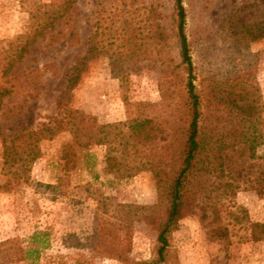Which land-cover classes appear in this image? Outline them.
I'll return each mask as SVG.
<instances>
[{
    "label": "rangeland",
    "instance_id": "obj_1",
    "mask_svg": "<svg viewBox=\"0 0 264 264\" xmlns=\"http://www.w3.org/2000/svg\"><path fill=\"white\" fill-rule=\"evenodd\" d=\"M65 1L0 0V67L17 36L37 30L21 61L7 75L0 70V83L12 89L1 111L13 112L0 128L7 138L25 126L39 128L57 117L61 100L92 114L104 140L78 146L62 125L39 141L40 156L28 167L11 170L3 168L0 141V242L41 247L37 260L11 264L150 260L157 230L119 204L155 205L160 215L166 206L151 167L176 168L175 149L165 145L185 111L175 3L69 0V24L46 26L44 11ZM182 3L200 125L212 135L213 150L204 151L191 177L194 212L171 232L167 264H264V232L256 239L259 231L252 230L254 222L264 223V0ZM126 21L131 28L123 30ZM72 65L83 68L67 89ZM146 120L155 128L150 138L127 141L131 124ZM102 226L106 234L98 238Z\"/></svg>",
    "mask_w": 264,
    "mask_h": 264
},
{
    "label": "trees",
    "instance_id": "obj_2",
    "mask_svg": "<svg viewBox=\"0 0 264 264\" xmlns=\"http://www.w3.org/2000/svg\"><path fill=\"white\" fill-rule=\"evenodd\" d=\"M74 1V0H70ZM65 1L57 9H47L44 11L46 18V26H53L55 22L62 20V25L69 24L71 15V2ZM176 11V31L175 37L179 44V58L178 67L182 68L186 73V79L183 84V106L185 108L184 117L181 124L170 126V140L164 147L166 151L170 147L175 149L176 168L171 171H166L162 168V164L156 163L151 167L154 176L156 177V184L158 187V194L160 199H166V206L162 215H160L155 205H137L132 203H121L119 206L125 208L130 214L136 216L138 220H143L152 224L157 230V246L155 255L150 260L127 262L124 264H167V249L170 245L169 236L171 232L177 227L179 220L194 212L196 201V190L191 185V177L194 171L199 170V165L203 163L202 157L204 151L213 150L209 147L212 135L208 137L204 134L200 125L201 120V103L202 99L194 82V64L192 61L190 43L185 33L186 13L182 0H174ZM72 8V7H71ZM38 28V27H37ZM131 28V23L126 21L123 30ZM263 27H258L261 31ZM39 30V29H38ZM36 28L32 32L17 36L19 41L16 49L7 54L1 64L0 70L2 75H7L11 70L15 61H21L29 44H31L36 36ZM41 33V32H40ZM131 39L135 36L133 32H129ZM158 39L161 42L166 41V34L160 29L158 32ZM259 37V35H257ZM70 40L73 34L69 36ZM135 39V38H134ZM23 40V41H22ZM22 41V42H21ZM88 52H92V44L89 39ZM82 65H72L69 73L66 76V88L72 89L79 80V75L82 70ZM172 67V71H173ZM169 79V75L165 76V80ZM5 82H8L6 79ZM15 83H12V85ZM12 91L11 86H5L0 83V120L1 118L12 115L9 108H3V97ZM164 95V89L161 88ZM149 120L145 122L139 121L134 125L131 124L130 135L128 140L138 138L142 135L144 139L150 138L155 128L153 125L147 127ZM62 125H68L70 132L73 135L74 142L78 146H88L91 144H98L103 142L102 133L104 127L97 125L95 117L92 114L86 113L82 110L69 107L61 100L58 101L57 117L49 118L47 122L41 123L39 128H31L25 126L21 128L20 132L11 138H7L0 128V141L3 151V168L7 167L9 170L14 165L17 168L28 167L37 157L40 156L39 141L45 137L52 136ZM163 133V130H161ZM206 136V137H205ZM124 137V135L122 136ZM212 148V149H210ZM174 159V157H172ZM215 162V161H212ZM213 164V163H212ZM165 166V165H164ZM217 167L214 165L213 170ZM12 172V171H11ZM106 228L102 226L97 230L98 238L104 236ZM254 232H259L255 235L256 239H260V232H264V223L254 222ZM35 233L32 237H34ZM14 239H7L0 242V264H11L14 262L24 260H37L40 252V246H17ZM102 241L99 239L95 246H100Z\"/></svg>",
    "mask_w": 264,
    "mask_h": 264
}]
</instances>
